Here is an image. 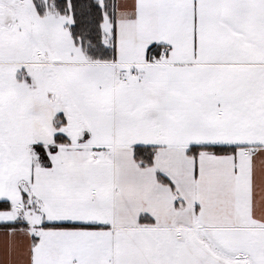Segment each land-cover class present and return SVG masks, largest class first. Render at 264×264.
Segmentation results:
<instances>
[{
  "label": "snow or ice",
  "instance_id": "obj_1",
  "mask_svg": "<svg viewBox=\"0 0 264 264\" xmlns=\"http://www.w3.org/2000/svg\"><path fill=\"white\" fill-rule=\"evenodd\" d=\"M9 264H264V0H0Z\"/></svg>",
  "mask_w": 264,
  "mask_h": 264
},
{
  "label": "crops",
  "instance_id": "obj_2",
  "mask_svg": "<svg viewBox=\"0 0 264 264\" xmlns=\"http://www.w3.org/2000/svg\"><path fill=\"white\" fill-rule=\"evenodd\" d=\"M0 264H9L7 255V240L4 236L3 228H0Z\"/></svg>",
  "mask_w": 264,
  "mask_h": 264
},
{
  "label": "trees",
  "instance_id": "obj_3",
  "mask_svg": "<svg viewBox=\"0 0 264 264\" xmlns=\"http://www.w3.org/2000/svg\"><path fill=\"white\" fill-rule=\"evenodd\" d=\"M0 228H3L2 226H0Z\"/></svg>",
  "mask_w": 264,
  "mask_h": 264
}]
</instances>
